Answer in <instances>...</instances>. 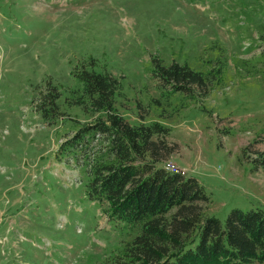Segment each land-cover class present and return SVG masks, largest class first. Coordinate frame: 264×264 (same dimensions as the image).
Returning <instances> with one entry per match:
<instances>
[{
  "label": "rangeland",
  "instance_id": "374dc122",
  "mask_svg": "<svg viewBox=\"0 0 264 264\" xmlns=\"http://www.w3.org/2000/svg\"><path fill=\"white\" fill-rule=\"evenodd\" d=\"M173 64L206 93L154 80ZM83 71L120 83L128 123L169 129L158 167L202 184L205 215L264 209V0H0V264H139V229L89 199L88 172L116 162L110 140L62 150L106 120Z\"/></svg>",
  "mask_w": 264,
  "mask_h": 264
},
{
  "label": "trees",
  "instance_id": "16d2710c",
  "mask_svg": "<svg viewBox=\"0 0 264 264\" xmlns=\"http://www.w3.org/2000/svg\"><path fill=\"white\" fill-rule=\"evenodd\" d=\"M158 68L154 80L165 89L206 93V81L188 67ZM81 78L92 109L106 120L79 130L62 150L79 149L89 133L110 140L116 162L98 163L88 172L89 199L107 203L112 220L139 229L127 257L139 264H264V209L233 210L225 224L205 215L210 198L202 184L158 167L162 149L165 156L175 150L160 138L169 129L160 123L134 126L117 113L120 83L112 75L83 71Z\"/></svg>",
  "mask_w": 264,
  "mask_h": 264
}]
</instances>
